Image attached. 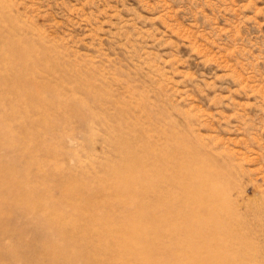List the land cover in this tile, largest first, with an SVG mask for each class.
I'll list each match as a JSON object with an SVG mask.
<instances>
[{
    "label": "rangeland",
    "instance_id": "rangeland-1",
    "mask_svg": "<svg viewBox=\"0 0 264 264\" xmlns=\"http://www.w3.org/2000/svg\"><path fill=\"white\" fill-rule=\"evenodd\" d=\"M157 173L217 178L215 264H264V0H0V264H142L140 207L191 264L194 205Z\"/></svg>",
    "mask_w": 264,
    "mask_h": 264
},
{
    "label": "bare ground",
    "instance_id": "bare-ground-1",
    "mask_svg": "<svg viewBox=\"0 0 264 264\" xmlns=\"http://www.w3.org/2000/svg\"><path fill=\"white\" fill-rule=\"evenodd\" d=\"M37 93H38V90L36 89V91L32 93V96L33 97H38ZM124 148H125V146H124ZM122 151H124V150H122ZM129 166H130V164H129ZM133 166H135V165H133ZM136 166H137V164H136ZM171 167H173V166H171ZM159 173H160V171H159ZM166 173H167V171H166ZM162 175H158V173H157V175L155 177L153 176L155 184L158 183V185L161 184L160 186H163V183H167V185H169L171 183H176L177 182L178 184H173L172 188H173V186H175V188H178L179 190H180V188H182L180 191L183 192V195L185 194L186 199H185V204H182V202L177 197L176 198L172 197L171 200L169 201L167 199L168 195L165 198V196L162 197L161 194H160V195H157L158 196V202H160V205L163 204V203H165L166 205H169V204H171V202H175V203L178 202L179 203V201L181 202V204L183 206L190 205V204L194 205V207H192L191 209L183 210V212L181 211L182 215L180 214L181 213L180 212L179 213L180 215L178 216V218H181L183 220L184 219L194 218L197 222H195L193 228H190V229L184 228L179 233L181 235H179V237H177L178 238L177 241H175L176 244H178V241H179L180 244L181 243H185V245H187L184 235L188 234L187 237H189V239L193 238V240H191L189 242V245H188V246L192 247L191 251L194 253V254H191L192 257H190V259H189L190 263L191 264H215L216 261H221V259L228 261L227 260L228 258L225 255V251L226 250L225 251L223 250L224 246H226V242L228 241L227 239H224V237L226 238V236H225L226 235V228H225L226 221L222 217H220V214L222 213V209L223 208L221 209V207L218 206L219 208L216 209L217 208L216 205L215 206H213V205L211 206L210 205V202L213 201V199L217 195H219L218 190H216L218 188V186H219L218 183H217V178H214V176L212 177V175L211 176H209V175L207 176V175L202 174L203 175L202 176V175L198 174L199 177H200L199 180H196V182L194 181L192 183L190 182L191 181L190 180L189 183H187L185 180H181V179L180 180H178V179L175 180L176 178L173 179L172 177H166L165 178ZM121 176L124 179V182H123V187L119 191L120 194H122V195L125 194V196H128L129 198H135L136 196L132 197L134 195V193H135L134 192L135 189L133 191L131 189V187H130V186H132L130 184L133 183L135 180H133V178H131L129 176V174H124V175H121ZM152 180L149 179V181H152ZM152 182H151V184H153ZM148 186H149V184H148ZM190 186L192 188L191 191H188V194L185 193V190L186 189L188 190V188ZM157 187H159V186H157ZM149 188H150V186H149ZM165 188H168V186L165 187ZM151 190H152V188H151ZM179 190H178L177 194H179ZM160 191L163 192L164 190H160ZM196 191H198V192H196ZM197 193H199V194H197ZM174 194H176V193L174 192ZM151 196H153V195H151ZM224 197L225 196H223V198ZM217 198H219V197H217ZM221 198H222V195H221ZM178 203H176V204L178 205ZM166 205H165V207H166ZM173 205H174V203H173ZM144 206L146 208V205H144ZM139 210H140V212L137 213L138 212V208L135 209V212L137 213V216H135L133 218V230H132V232L130 233L129 236L124 238V240L122 242V244L124 246V249L128 252L129 244L131 243L132 246L135 248V249L132 250V251H134L133 252L134 253L133 261L137 260V254L142 252V253H144V257L140 259L142 264H163L162 258L157 253L155 245H153V244L150 245V243L147 241V231L146 230H142V231L140 230V224L143 221V219L146 220L148 218L149 220L153 221L154 218H155V214H154L155 212L153 213L151 211V212L148 213L145 210L141 209V207L139 208ZM153 210H154V208H153ZM157 213H158V211H157ZM176 216H177V214H176ZM166 221L167 220L165 219V222ZM0 222H2L1 218H0ZM167 225H168V227H167ZM167 225L163 224L162 226H164L165 228L167 227L166 230H168V231L170 230L171 231V229L169 228L170 224H167ZM149 228L152 230V228L155 229V226L154 225H150ZM177 230L179 231L178 227H177V229L174 228V232H176ZM220 235L224 236V237L221 238V239H224V240L223 241L220 240L221 242L218 245V249H219L218 253L217 254L216 253H212L211 249L215 248V246H213V245L217 244L214 240L216 238L220 239V237H221ZM195 238H197L199 240L198 241H194ZM225 240H227V241H225ZM43 249H44V247H43ZM206 250H208V251H206ZM60 251H62V250L61 249H56L55 253H54V257L57 254L61 253ZM132 251H131V253H132ZM135 253H136V256H135ZM219 256L221 258H219ZM34 261H35L36 264H42L41 263L42 261H39V259H37V258ZM88 262H89V260H88Z\"/></svg>",
    "mask_w": 264,
    "mask_h": 264
}]
</instances>
